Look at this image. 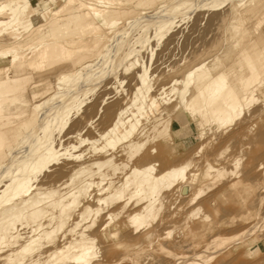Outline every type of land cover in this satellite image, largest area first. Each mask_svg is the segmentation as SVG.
Here are the masks:
<instances>
[{
    "label": "rangeland",
    "instance_id": "374dc122",
    "mask_svg": "<svg viewBox=\"0 0 264 264\" xmlns=\"http://www.w3.org/2000/svg\"><path fill=\"white\" fill-rule=\"evenodd\" d=\"M0 1L5 3L0 14L3 68L12 65L13 53L49 41L39 32L57 8L63 7L64 14L90 0ZM118 3L96 2L98 9L122 6L125 12L111 25L86 6L80 8L85 15L80 25L87 28L77 32L78 37L89 42L58 60L53 69L32 66L30 60L13 65L14 73L20 71L21 87L6 94L0 113V207L20 199L21 190L48 192L90 160H110L104 165L106 172L116 163L127 172L145 161L158 171L192 161L189 177L208 160L226 174L197 198L196 202L203 200L199 206L207 205L202 211L193 209L196 202L185 201L190 189L174 195L179 184L175 183L163 191L169 192L167 198L155 203L151 235L142 234L144 227L136 229L127 215L144 205L135 198L127 214L106 227L117 230L116 236L107 238L96 225L113 207L103 208L96 224L86 228L95 252L86 264H264V83L247 91L239 85L251 72L248 56L260 67L264 0ZM236 7L249 34L240 47L228 37ZM25 20L31 25L23 30ZM99 34L107 36L100 39ZM215 55L226 61L222 70L236 93L250 96L242 101L241 114L226 125L202 122L182 101L191 72ZM200 181L197 177L193 186ZM238 181L244 187L242 197L231 186ZM96 190L93 186L90 193ZM187 216H192V224H187ZM204 216L205 226L194 228ZM40 223V249H50L41 264H83L55 256L64 247L72 222L61 230L46 216Z\"/></svg>",
    "mask_w": 264,
    "mask_h": 264
},
{
    "label": "bare ground",
    "instance_id": "6f19581e",
    "mask_svg": "<svg viewBox=\"0 0 264 264\" xmlns=\"http://www.w3.org/2000/svg\"><path fill=\"white\" fill-rule=\"evenodd\" d=\"M104 1L110 0L86 1L70 7L64 14H60L63 7L57 8L54 17L39 32V37H47L49 41L28 52L13 53L12 65L0 67V113L5 108L3 104L6 94L21 87V83H18L20 71L16 74L18 71L16 69L14 73L13 65L30 60V63H28L32 66L53 69L52 66L58 60L67 57L73 50L89 42L83 37L79 38L78 36L81 34L77 33L87 28L80 25L85 16L80 11L81 7L86 6L90 11L102 15L107 25L113 24L115 19H118L125 12L121 8L122 6L112 10L98 9L96 2ZM115 1L122 4L134 2L136 6L149 5L150 3V0ZM4 9L5 3L0 1V14ZM240 10L237 7L233 9V21L229 24V36L227 35L234 40V46L238 47L243 46L245 40L249 37ZM42 14L40 13L41 16ZM30 25L31 22L26 21L21 28L25 30ZM86 33L83 32V34ZM106 36L104 34L98 35L100 39H104ZM262 49L259 68L252 65L250 57H247L251 72L245 75V78H242L239 84L243 91L252 88L257 89L264 83V44ZM225 64L226 61L222 55H215L211 61L208 60L202 67L194 70L189 75L187 98L182 101L192 114L199 116V120L202 122L215 120L220 125H226L232 122L236 115L241 114L244 106L242 101L250 98L247 93H244L241 98L228 83L226 73L222 70ZM109 161H86L87 163H82L79 167L74 168L68 179L60 185L52 187L48 192L31 190L30 188L21 190L19 192L20 199L2 205L0 207V264H41L43 255L50 251V249H40V233L43 230L40 223L42 216H46L57 230H61L69 222H72V224H68L66 230V243L63 247L65 249L58 248L55 251V256H57V259L69 258L86 264L95 253L94 248L89 244L92 237L86 232V228L96 224V217L103 208L113 207L102 217L96 227L104 232L105 237L111 238L116 236L117 230L110 229L107 231L105 230L106 227L112 220L126 215V208L130 201L138 198L137 201L144 202V205L137 213L127 215L134 222L136 229L143 226L142 234L151 235L150 219L155 215L156 201L167 198L168 191H166L168 193L162 194L165 189H170L175 183H179L176 192H174L177 197L184 195V192L190 189L191 193L185 201L191 205L226 174L224 168H215L208 160L204 162L202 170L194 172L190 177L187 170L192 161L160 171L155 168V164L145 161L141 164H134L127 172H122L121 163H116L110 171L106 172L103 168ZM229 172L235 173V171ZM197 177H201V181L198 185L193 186ZM93 186H97L95 194L90 193ZM231 186L239 197L244 195L242 183L239 184V181L233 182ZM27 191L30 193L23 196ZM121 200H125V202L113 206ZM201 200L194 205L193 209L196 212L202 211L201 208L207 206L206 204L199 206ZM91 202H96L101 207L92 209ZM185 219L187 224L193 223L192 216H187ZM207 219L208 216H204L199 222L196 221L197 224L194 222V228L205 226Z\"/></svg>",
    "mask_w": 264,
    "mask_h": 264
}]
</instances>
